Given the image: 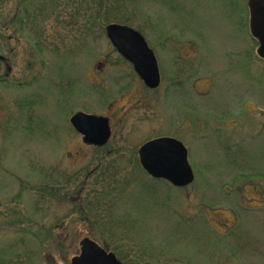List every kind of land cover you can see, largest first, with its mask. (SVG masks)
<instances>
[{"label":"rangeland","instance_id":"374dc122","mask_svg":"<svg viewBox=\"0 0 264 264\" xmlns=\"http://www.w3.org/2000/svg\"><path fill=\"white\" fill-rule=\"evenodd\" d=\"M126 3L121 14L156 56L157 88L142 83L104 27L77 42L50 18L37 55L27 32L8 23L13 1L0 8V76L10 83L0 84V249L66 264L89 235L120 244L129 264L137 248L147 254L140 264H264V58L247 0ZM60 36L70 46L53 54ZM21 80L28 87L14 85ZM76 110L109 118L105 146L82 141L69 123ZM159 137L185 145L191 183L153 182L139 167L138 147ZM105 167L119 188L88 208L83 179ZM118 232L125 237L111 238ZM17 252L6 255L19 264Z\"/></svg>","mask_w":264,"mask_h":264},{"label":"water","instance_id":"95a60500","mask_svg":"<svg viewBox=\"0 0 264 264\" xmlns=\"http://www.w3.org/2000/svg\"><path fill=\"white\" fill-rule=\"evenodd\" d=\"M247 8L250 34L258 42L257 54L264 58V0H247ZM104 31L113 48L131 64L142 82L149 88H156L160 82L157 60L142 34L115 22L106 24ZM69 123L86 144L102 146L111 135L109 119L103 115L76 111L69 117ZM137 153L148 175L177 187L192 182L193 172L181 141L171 137L155 138L143 143ZM78 245V253L66 264H122L112 251L88 236L81 237Z\"/></svg>","mask_w":264,"mask_h":264},{"label":"trees","instance_id":"16d2710c","mask_svg":"<svg viewBox=\"0 0 264 264\" xmlns=\"http://www.w3.org/2000/svg\"><path fill=\"white\" fill-rule=\"evenodd\" d=\"M10 0H0V8L6 5ZM14 4V11L13 15L8 19V23L11 25L13 31H20V32H27L28 39L34 40V47L37 55H40L42 50L46 48L47 50V43L45 41V35H44V28L42 24L45 25L46 21H48L50 18L53 20V22H56V24L59 23V25L64 28H68V31L66 33L67 36L72 37L73 40H76L77 42H82L85 39H89L90 36L95 35L99 33V31L102 30L105 24L109 22H118L130 26H134L132 24L131 20L127 16H123L121 14V10L123 11L125 8H127L126 0H12ZM66 16L64 19H59V16ZM13 24V26H12ZM59 34V31L56 30L55 33ZM91 36V37H92ZM59 39L60 46H57V42L55 39ZM52 39V42H50L49 49L51 53L57 54L60 50H67V48L70 46V40H66V37H58ZM72 40V41H73ZM42 61V59H41ZM44 61V60H43ZM43 65L45 62H43ZM39 73V71H37ZM35 77L34 82L37 83L40 79L39 74L33 76ZM23 81V80H21ZM9 83L7 80V77L0 76V84L6 85ZM10 84V83H9ZM15 86H24L28 87V83L26 81L23 82H17L14 84ZM30 104V103H28ZM26 105V104H25ZM30 106L27 107V110ZM136 158L133 162H136ZM137 167V166H136ZM140 167V166H139ZM94 173L87 174V176L83 179L86 189L88 190L86 192L87 201L86 206L88 208L95 207L96 204L101 203L103 200V197L110 198L114 193L115 190L119 187L116 186V179L113 178V173H110L109 168L105 167L103 168L101 174L97 176H93ZM91 180V183L86 182L87 180ZM155 182H163L164 180L161 179H155L152 178ZM151 183V182H149ZM145 184L141 187H143ZM150 184H148L149 186ZM99 206V205H97ZM202 209L198 210L197 213L192 215H183V217H186L187 219H192L193 216L201 215ZM88 216V215H87ZM121 224V223H119ZM107 232H110L111 229H107ZM89 236V235H88ZM111 238L116 236L118 240H121L125 237V235L122 232H118L117 235L110 234ZM24 238H26L24 236ZM93 238V237H91ZM20 240L21 244L29 245V240L23 239ZM19 242V241H18ZM17 246V245H16ZM102 246H104L107 249H111L115 252V254L118 256V258L121 260L123 264H129V261L131 259L129 258L130 255H124L123 248H119L120 244L118 246L114 245L108 246V244L103 243ZM133 246V244H132ZM141 248H137L134 252V255L132 257L135 259V264H140V262L145 258L147 254L140 252ZM221 250V249H220ZM9 251L10 255L13 253H16L17 251L14 248L13 244L9 245V248L2 247L0 249V264H16L14 262V259L12 257H7L6 252ZM19 254L18 257V263L19 264H31L33 260L29 257V254L25 251H18ZM219 252H215L212 254V257L218 256ZM26 255V258L25 256ZM46 254V258H47ZM126 256V258H125ZM211 258V257H210ZM220 260H226L225 256L219 257ZM43 264V263H42ZM145 264H149V262H145ZM151 264V263H150Z\"/></svg>","mask_w":264,"mask_h":264},{"label":"flooded vegetation","instance_id":"af4514ba","mask_svg":"<svg viewBox=\"0 0 264 264\" xmlns=\"http://www.w3.org/2000/svg\"><path fill=\"white\" fill-rule=\"evenodd\" d=\"M4 59H5V58H3V57L0 56V60H1V61H4ZM8 70H9V68H8Z\"/></svg>","mask_w":264,"mask_h":264}]
</instances>
